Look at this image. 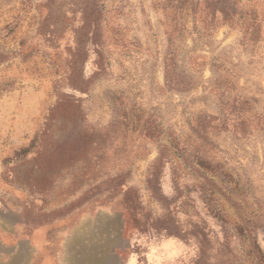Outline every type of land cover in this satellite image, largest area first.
Segmentation results:
<instances>
[{"label": "rangeland", "instance_id": "374dc122", "mask_svg": "<svg viewBox=\"0 0 264 264\" xmlns=\"http://www.w3.org/2000/svg\"><path fill=\"white\" fill-rule=\"evenodd\" d=\"M150 228L264 264V0H0V264Z\"/></svg>", "mask_w": 264, "mask_h": 264}, {"label": "clouds", "instance_id": "9594fccd", "mask_svg": "<svg viewBox=\"0 0 264 264\" xmlns=\"http://www.w3.org/2000/svg\"><path fill=\"white\" fill-rule=\"evenodd\" d=\"M166 195H172V188L167 182L163 185ZM157 210L154 215H160ZM128 246L132 249L125 264H188L195 251L175 235H169L167 230L157 231L150 228L147 232L133 230L128 239Z\"/></svg>", "mask_w": 264, "mask_h": 264}, {"label": "trees", "instance_id": "16d2710c", "mask_svg": "<svg viewBox=\"0 0 264 264\" xmlns=\"http://www.w3.org/2000/svg\"><path fill=\"white\" fill-rule=\"evenodd\" d=\"M97 18H98V16L95 14V10L92 9V6H90L86 19H87V22L89 23V25L93 24L95 27V29L90 32V35H91L90 41L96 46V48H97L96 53H98V55H99L101 52V46L96 42L98 40V36H99V33L97 31V26H98L97 25ZM36 141H37V139H36Z\"/></svg>", "mask_w": 264, "mask_h": 264}]
</instances>
